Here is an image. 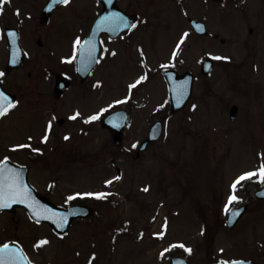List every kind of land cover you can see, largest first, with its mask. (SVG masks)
Instances as JSON below:
<instances>
[{
    "label": "rangeland",
    "instance_id": "1",
    "mask_svg": "<svg viewBox=\"0 0 264 264\" xmlns=\"http://www.w3.org/2000/svg\"><path fill=\"white\" fill-rule=\"evenodd\" d=\"M121 1L122 6L132 9L137 2L133 0L130 5L131 0ZM138 11L154 26L156 61H175L176 65L181 60L180 71L189 70L195 75L192 95L181 111L170 113L165 80L155 71L150 109L154 110V118L164 116L163 131L152 151L137 161L101 151L91 142L77 139L76 134L73 141L64 142L67 150L60 156V163L53 161L51 168L59 173L71 171L73 190L102 188L101 181L115 176L116 165L122 170V183L112 189L118 207L101 208L99 216L84 222L80 230L76 227L74 240L66 244L58 264L74 257L69 246L86 241L87 231L96 234L98 242L107 248L102 264H168L171 255L183 256L192 264L254 255L263 260L255 251L264 248V203L250 200L248 211L233 228L225 226L224 220L226 194L233 191L232 181L245 170L259 168V160L264 159V155L259 157L260 152L264 154V0H181L180 5L170 0H138ZM188 17L203 20L210 35L195 34ZM185 32L188 35L181 41ZM215 33L225 41L213 38ZM204 57L214 61L208 76L199 74ZM253 68L258 71L252 72ZM115 78L120 80L119 75ZM132 79L124 78L123 88ZM232 104L237 105L238 112L230 122L228 110ZM20 106L0 120V155L9 138L22 139V132L27 131L24 120H19L24 115ZM54 144L52 139L47 141L48 152ZM86 148L88 154H84ZM72 149L74 153L69 154ZM31 175L45 183L48 168L39 170L34 166ZM263 183L255 179L238 186L235 194L240 199L236 202L252 199ZM165 220L166 229L161 227ZM124 222H128L127 227ZM19 225L25 228V221ZM2 227L0 216V239L4 237ZM121 227L127 228V234L115 235ZM160 231L165 232L164 237L153 235ZM38 236L48 242L41 262L48 264L56 255L54 237L46 226ZM180 243L192 251L187 252ZM170 244L174 247L161 257L162 249ZM85 258L75 259L82 264Z\"/></svg>",
    "mask_w": 264,
    "mask_h": 264
},
{
    "label": "flooded vegetation",
    "instance_id": "2",
    "mask_svg": "<svg viewBox=\"0 0 264 264\" xmlns=\"http://www.w3.org/2000/svg\"><path fill=\"white\" fill-rule=\"evenodd\" d=\"M136 1L134 9L127 5L122 6L121 0H69L68 4L60 3V0H4L0 3V72L3 73L0 82L3 89L16 99L14 107L7 115L21 105L24 115L19 120H24L27 129L26 132H22V139L9 138L7 147L2 149L0 160L7 156L9 157L6 161L9 163L7 167L12 168V165L21 167L15 170L19 172L21 179L22 171L26 173L27 182L34 190L32 193L35 200L39 197L41 201H48L63 209L72 206L82 207L79 210L80 215L69 222L65 214L55 215L57 219L64 218L61 222L67 226L63 231L31 218L22 207H11L0 211L4 235L0 239V244L7 242L18 244L32 264H41L43 248L48 244L46 242L37 246V241L43 239V236H38V231L43 226L49 228L56 243V255L48 264H58V258L62 255L64 247L74 240L73 231L76 227L79 229L84 222L99 216V209L115 210L114 206L119 205L114 200L116 192L112 190L117 184L122 183V180H119L122 170L118 165L114 167L115 176L105 178L111 183L105 184L103 180L100 182L102 188L95 190H73L71 171L62 170L59 173L57 169L51 168L53 161L60 163V156L64 150H67V144L64 142L73 141L76 134L79 136L77 139L91 142L101 151L133 157L134 161L153 149V144H150L144 150H139L140 142L147 137L154 121L156 119L162 121L164 118V116L154 118V110L150 109L151 93L154 89L153 75L157 70L163 76L167 68L181 72V60L176 65L173 64L175 61L166 64L160 62L161 60L156 61L157 42H154L156 34L154 26L151 21L145 20L140 15L138 0ZM170 1L174 5L181 4V0ZM218 1L208 0L210 3ZM131 4L133 0L130 1ZM112 13L130 17L131 20L127 23L136 26L109 31L105 26L104 18ZM98 17L99 31H93ZM77 37H80L82 43L87 41L95 47L91 60L86 57L82 59L79 53L74 60L64 59L72 56L73 44ZM10 54L14 55L15 59L20 58L16 67L8 63ZM254 70L256 69L253 68L252 72ZM257 71L258 69L254 73ZM118 75L120 80L115 78ZM141 75H145L146 78L130 91L129 85ZM124 78H133L126 83L125 88L122 85ZM117 85L120 87L118 89L120 92L115 88ZM116 92L119 94H115ZM126 96L128 99H123ZM114 101L121 102L113 103ZM110 104L112 106L107 107ZM102 108L105 111L100 113L97 119L85 121V117L99 112ZM77 111L80 115L73 119V114ZM112 112L115 113L114 120L109 125L102 124L101 121ZM28 120L33 123H27ZM49 121H51L50 129ZM39 129L42 133H38ZM46 132L48 139L43 140L42 137ZM113 132L117 133L116 137L113 136ZM49 139L55 141L54 146L49 150L51 154L46 149ZM12 145L31 147L13 148ZM56 151L58 153L53 156ZM71 151L74 153L72 149L69 154ZM88 153L89 150L86 148L84 154ZM261 155L260 152L259 157ZM34 166L39 170L48 168L45 183L32 178L31 171ZM113 177L119 178L113 180ZM246 181L253 183L255 178ZM246 181H242L241 185ZM263 185L264 183L259 188ZM146 188L148 190V185ZM88 192H103L105 195L103 197L73 195ZM228 194L229 192L226 197ZM250 200L264 203V199L254 195L248 201L231 203L232 206L226 211L227 214L230 209L241 206L245 207L246 213ZM227 214L224 220L225 226H227ZM21 220H24L26 225L23 229H20L19 225ZM123 225L127 227L128 222H124ZM127 231V228L121 227L116 230L115 235L121 236L127 234ZM85 240L77 246L74 244L69 246L74 257H68L66 262L62 261V264L74 262L77 264L75 258L80 256L84 259V255L86 258L82 264H89L90 259L92 264H102L101 259L107 248L98 242L96 234H90L89 231L86 232ZM259 248L262 249L261 246ZM93 253H95L94 257ZM255 253L263 256V260H257L254 255L249 258H220L204 264H218L220 260L235 259L264 264V248Z\"/></svg>",
    "mask_w": 264,
    "mask_h": 264
},
{
    "label": "snow or ice",
    "instance_id": "3",
    "mask_svg": "<svg viewBox=\"0 0 264 264\" xmlns=\"http://www.w3.org/2000/svg\"><path fill=\"white\" fill-rule=\"evenodd\" d=\"M4 0H0V3H3ZM60 3L68 4L69 0H60ZM17 13H19V10H17ZM105 20V26L109 28V31H115L121 27H129L134 28L135 24H128L125 17L121 16L119 13H112L109 16L104 18ZM188 35L187 32H185L181 36V41L184 40V38ZM177 48H179V44H177ZM95 52V47L90 44V42H81L80 37H77L73 44V53L70 57H65L66 60H74L77 58V54L79 53L80 57L84 59L85 57L91 60L93 58ZM175 51L173 52V56H175ZM211 55V53H209ZM225 59H227L225 57ZM3 73L0 72V76H2ZM146 78L145 75H141L138 77L132 84L129 85V90L133 89L137 84H139L141 81H143ZM97 83H100L97 81ZM123 99L127 100L128 97H124ZM0 101H3V103H0V116L5 115L9 108L14 106V102L10 99H8L7 96L4 95V93L0 92ZM121 101H114L113 103H120ZM112 105H108L107 107H111ZM195 108V105H193ZM105 109H100L99 112L94 113L90 116L85 117L86 122L93 121L97 119L100 116V113L104 112ZM80 113L77 111L73 114V119L76 116H79ZM51 128V121H49V129ZM67 139V135L65 136ZM31 139V137H29ZM43 140L48 139L47 132L42 137ZM13 148H23V147H31L30 145H12ZM39 151V149H37ZM264 155V154H262ZM9 160V157L5 156L3 160H0V208L6 206L13 200H20L22 203H25L29 206V208H32L34 213L39 211L40 209H44V211H50L45 206L41 205L39 201H36L35 198L32 196L30 190L28 187L24 184L23 180L20 177V174L18 171L12 169L10 166L5 167V161ZM256 173H259V175H256ZM119 177H113V179H118ZM258 179L262 182H264V161H261L259 168L253 169L250 171L242 172L240 175H238L231 184L232 192L228 196V203L225 204V210H229V205L236 200H239L240 197H238L235 194V190L238 186H242L241 182L246 181L249 179ZM105 184L111 183L110 180H105ZM147 190V188H145ZM73 195L76 196H94V197H103L105 193L103 192H88V193H75ZM72 196L69 197L71 199ZM56 216H59L60 214H54ZM48 219H53V216H49ZM63 217H60L59 220L56 221L57 226L60 228L64 227V224L61 222L63 220ZM162 228H167V220H165L164 224L161 225ZM142 235V233H141ZM153 235L164 237L165 232L160 231L153 233ZM46 238L38 240L37 246L42 245L46 243ZM174 247V244H170L168 248L162 249L160 255L163 257L164 253L167 252L169 249ZM180 247L186 248L187 252H191L192 249L190 246H185L183 243H180ZM222 251V250H221ZM93 257L95 256V253L92 254ZM0 264H32L30 260L27 259V257L24 255L23 251L19 248H12L9 244H0ZM89 264H92L91 259L89 261ZM178 264H183L182 261H179ZM218 264H243L242 261H226V260H220L218 261Z\"/></svg>",
    "mask_w": 264,
    "mask_h": 264
},
{
    "label": "water",
    "instance_id": "4",
    "mask_svg": "<svg viewBox=\"0 0 264 264\" xmlns=\"http://www.w3.org/2000/svg\"><path fill=\"white\" fill-rule=\"evenodd\" d=\"M190 23L193 25L195 30L197 32H199L200 34L206 33L204 25L201 22H198L196 20H190ZM212 66H213V63L211 60L204 59L202 62V65H201V73L203 75L209 74L210 70L212 69ZM164 74H165V78H166V81L168 84V89H169L170 109H171V112H176L184 106V104L186 103V101L190 97L191 91H192V82H193L194 77L190 72H186L182 75H178L174 70H167V71H165ZM0 92L4 93V95L7 96L8 99H10L14 102L13 97L11 95H9L8 93H6L5 91H3L1 86H0ZM0 103H3V101H0ZM236 111H237L236 106L230 107L229 116H230L231 120L235 118ZM161 131H162V124L160 122H156L150 130V135H149L148 139H146L143 142V145H146L147 143L156 141L158 139ZM142 147H144V146H142ZM6 166L7 165L5 164V167ZM256 196L260 197V198H264V187L256 193ZM13 205L23 206L28 211L30 216H32L34 218L37 217V219H39V220H43V221L46 220L49 222H52V220L48 219V217L51 216L55 212H60V213L65 212L66 215H68V218L71 219V218L77 216V214L75 212L73 213V211L78 210L76 207L70 208L67 210L58 209V208H55V207H52V206L46 204V202L43 201L42 205L45 206L50 211H44V209H42V210H39V211L34 213L32 208H29V206L27 204L20 202V200H13L12 202H10L9 204H7L6 206H4L0 209H4V208H7V207H10ZM243 211H244V207H240V208L233 209L232 211H230L228 218H227V224L229 227H232L235 224L237 219L242 215ZM10 247L16 248V247H13V245H10ZM179 261H182L183 264H187L185 262V260L181 259V258H172L170 264H178ZM235 261H242L243 264H254V263L246 261V260H235Z\"/></svg>",
    "mask_w": 264,
    "mask_h": 264
}]
</instances>
